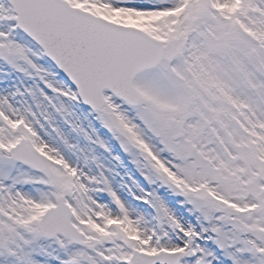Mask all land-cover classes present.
<instances>
[{
    "label": "snow or ice",
    "instance_id": "6c2138e0",
    "mask_svg": "<svg viewBox=\"0 0 264 264\" xmlns=\"http://www.w3.org/2000/svg\"><path fill=\"white\" fill-rule=\"evenodd\" d=\"M0 264H264V0H0Z\"/></svg>",
    "mask_w": 264,
    "mask_h": 264
}]
</instances>
